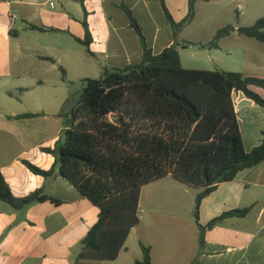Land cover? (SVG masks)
<instances>
[{"label": "crops", "instance_id": "0c3cea01", "mask_svg": "<svg viewBox=\"0 0 264 264\" xmlns=\"http://www.w3.org/2000/svg\"><path fill=\"white\" fill-rule=\"evenodd\" d=\"M163 1L174 22L178 23L187 16L189 0ZM53 2L54 8L51 9L46 0H0V173L17 198L40 191L58 201H38L21 210H14L0 201V264H74L81 241L96 223L99 212L56 173L49 177L35 175L22 163L26 160L42 170L51 169L54 157L43 152L42 148L53 149L62 131L68 128L69 107L67 98L62 101L64 97L61 95L66 92L63 87L47 93L46 80H13L11 69L15 62L23 61L32 52L37 61H50L66 71L76 68L81 71V77L96 69L100 77L104 70L139 63L144 39L155 54L178 44L181 65L189 69L183 65L181 53L189 46L197 45L182 47L183 43L205 44L227 24L241 27L238 22L251 12L249 9L254 3L264 5V0H197L192 21L175 33L160 0ZM55 4H58L57 10ZM12 5L18 7L30 30L39 35L52 31L56 37H67L71 41L59 44L55 54L49 55L33 54L37 51L18 48L17 45L12 49L13 39L19 37L13 26L18 16L10 13ZM200 6L205 7L204 12L198 10ZM124 8L135 18L142 38L131 26ZM203 13L206 22L216 14H223L231 20L235 18L236 22L215 28L200 26L198 35L209 36V39L205 43L188 41L183 33L195 21L201 20ZM84 19L92 39L90 53L78 41L84 37L81 24ZM242 37L250 39L233 31L219 41L218 48L198 47L214 53L220 70L233 72L235 69H231L221 55L225 53L228 58H233L237 49L232 43L244 42ZM251 40L255 41L253 54L244 57L242 69L236 72L264 78V43ZM76 45L83 47L85 54H81ZM222 65L230 70L221 69ZM21 77L27 78L20 74ZM56 85L53 83L54 87ZM251 89L264 99L263 88L251 86ZM232 98L244 147L250 151L262 142L264 107L241 92H233ZM61 111L63 115L58 116ZM28 113L35 116L15 118ZM198 192V188L183 184L172 175L143 186L138 203L139 223L129 232L113 264L119 263L122 252L129 253L127 241L131 235L150 247L151 264H264V160L240 171L234 180L219 184L201 200L198 212L201 226L225 212L249 209L244 217H226L207 229L202 247L199 246V229L193 217ZM141 257L142 252L124 258L121 264H135Z\"/></svg>", "mask_w": 264, "mask_h": 264}, {"label": "trees", "instance_id": "16d2710c", "mask_svg": "<svg viewBox=\"0 0 264 264\" xmlns=\"http://www.w3.org/2000/svg\"><path fill=\"white\" fill-rule=\"evenodd\" d=\"M196 1L189 0L187 16L176 23L160 0L175 33L192 21ZM124 10L141 36L135 18L127 8ZM81 24L84 37L78 41L90 53L91 34L85 19ZM233 31L264 43V17L247 27L227 24L209 42H185L182 47L218 48L219 41ZM142 46L139 63L104 70L97 79L82 80L79 99L68 109V128L53 149L42 148L54 157L51 169L42 170L22 160L35 175L49 177L56 173L98 208V219L81 241L74 264H113L129 232L139 223L141 188L167 175L199 189L193 217L200 247L207 229L226 217H244L249 211L234 209L206 226L198 223L204 197L219 184L234 180L240 171L264 160V131L261 144L246 150L232 98L233 92H241L264 107V99L251 89H264V78L222 70L185 69L178 44L156 54L144 39ZM58 69L65 80V70L60 66ZM111 114L116 115L113 121L109 119ZM62 115L63 111L58 114ZM34 116L28 113L15 118ZM46 200L58 202L40 191L21 198L13 196L0 173V201L12 209L21 210ZM139 246L142 257L135 264H151L150 247L141 242Z\"/></svg>", "mask_w": 264, "mask_h": 264}, {"label": "rangeland", "instance_id": "374dc122", "mask_svg": "<svg viewBox=\"0 0 264 264\" xmlns=\"http://www.w3.org/2000/svg\"><path fill=\"white\" fill-rule=\"evenodd\" d=\"M10 1V0H5ZM264 4V3H263ZM58 4H55V10H57ZM54 10V11H55ZM198 10L200 12L205 11V7L200 6L198 7ZM248 14H246L243 19L238 22L240 26L247 27L251 26L257 19L264 17V5L261 6L259 4L254 3L249 9ZM11 15H17L18 18L15 21V24L13 25L14 28L18 31L19 37L16 39H13L12 41V49L16 48V45L18 48H28L29 50H34L37 52H34L33 54H39V55H49L55 54V49L59 44H64L65 42H68L70 39L67 37H56L52 31H48L47 34H38L35 31L30 30L25 25V20H23V16L21 12L19 11L17 6L12 5L11 7ZM217 13V11H216ZM252 13V15H250ZM221 17V18H219ZM222 19V20H220ZM204 13L201 14V20L195 21V23L189 27L183 35L187 37L188 41H194L197 43H205L209 39V36H199L198 30L200 26H208V28H215L220 24L224 23H235L236 19L232 18L229 19L225 17L223 14L219 16V14L215 15V18H212L210 21L206 22ZM228 21V22H227ZM204 27V28H205ZM243 38V37H242ZM244 42L238 41L236 43H232L237 49V53L233 58H228L225 53L221 55L222 59L228 63L229 67L231 69H235L236 72L240 69H242L241 64L242 61L245 58H247L248 55L253 54L252 44L253 40L251 39H244ZM71 41V40H70ZM250 42V43H248ZM72 44L73 43L72 41ZM78 48V51L81 54H85V49L81 47L80 45H76ZM51 51V52H49ZM244 51V54H243ZM259 51V50H258ZM29 54V53H28ZM259 54H262L261 51H259ZM26 55V54H25ZM24 55V56H25ZM27 56V57H26ZM23 59V61L15 62L11 69V74L13 80H46V90L47 93L52 92L53 90H57L58 87H63L66 89V92L61 95V97H64V99H68V103L66 104L68 107L74 105L80 96L81 90H82V80L86 78L90 79H97L99 78V74H97L96 69H92L86 76H79L81 73L78 69H71L69 68L66 71L65 75V83H61L60 80H62V72L58 69V66L54 63H51L50 61L47 62H40L37 61L32 55V52H30V55H26ZM182 56V63L185 67H188L189 69H197V70H220L219 66H216L217 60L214 58V53H210V51L207 49H200L198 46H189L186 51L181 53ZM220 65V64H219ZM221 69L230 70V68L222 65ZM231 72V71H230ZM264 73V72H263ZM24 75V78H19V75ZM257 77V76H256ZM260 78V77H259ZM53 83H56V87L53 86ZM56 88V89H54ZM60 97V98H61ZM62 103V102H61ZM63 104L60 106V110L62 109ZM116 118L115 114H111L109 116V119L113 121ZM143 203V201H142ZM147 204V203H143ZM140 240L136 239L135 235H131L127 241V247L129 249V253L122 252L120 255V261L117 264H121V261L124 258H131L133 255H140L141 250L139 246Z\"/></svg>", "mask_w": 264, "mask_h": 264}, {"label": "built area", "instance_id": "2783aa9c", "mask_svg": "<svg viewBox=\"0 0 264 264\" xmlns=\"http://www.w3.org/2000/svg\"><path fill=\"white\" fill-rule=\"evenodd\" d=\"M46 2L49 4V7H50L51 9L54 8V2H53V0H46Z\"/></svg>", "mask_w": 264, "mask_h": 264}]
</instances>
